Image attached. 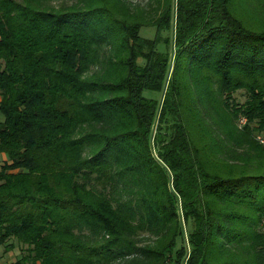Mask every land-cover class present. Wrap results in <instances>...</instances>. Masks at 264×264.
Here are the masks:
<instances>
[{
  "label": "trees",
  "instance_id": "1",
  "mask_svg": "<svg viewBox=\"0 0 264 264\" xmlns=\"http://www.w3.org/2000/svg\"><path fill=\"white\" fill-rule=\"evenodd\" d=\"M244 1L0 0V264H264V173L215 158L264 130Z\"/></svg>",
  "mask_w": 264,
  "mask_h": 264
},
{
  "label": "rangeland",
  "instance_id": "2",
  "mask_svg": "<svg viewBox=\"0 0 264 264\" xmlns=\"http://www.w3.org/2000/svg\"><path fill=\"white\" fill-rule=\"evenodd\" d=\"M240 6L247 8L248 5L245 4L244 0H241ZM251 16V15H250ZM140 33L144 36H150L152 37L154 35V28L152 27H142L140 29ZM144 95L146 96H152V97H160L161 93H159L156 90L152 89H145ZM233 97L238 101H243L246 98V92L243 89H237L233 93ZM3 116L0 114V119H2ZM211 117L206 116L204 118L205 122H208V127L213 126V123L211 121ZM203 121V122H204ZM243 121V120H242ZM210 124V125H209ZM211 138L218 137L217 132L211 134ZM256 138L259 140V146L260 147H249L250 145L244 146H236V147H228L223 146L220 147L218 152L215 154V158H220L225 161H227L228 164H231L234 169H239L238 167H246L248 170H251V172H257V173H264V150H263V143L261 144V139H264V130L261 132V134H258ZM210 139V138H208ZM261 227L264 229V224L261 222ZM19 254L18 247H13L10 249H5L3 244H0V261L4 260H12Z\"/></svg>",
  "mask_w": 264,
  "mask_h": 264
},
{
  "label": "built area",
  "instance_id": "3",
  "mask_svg": "<svg viewBox=\"0 0 264 264\" xmlns=\"http://www.w3.org/2000/svg\"><path fill=\"white\" fill-rule=\"evenodd\" d=\"M262 142H264V139H261ZM262 223L264 224V213H263V216H262Z\"/></svg>",
  "mask_w": 264,
  "mask_h": 264
}]
</instances>
